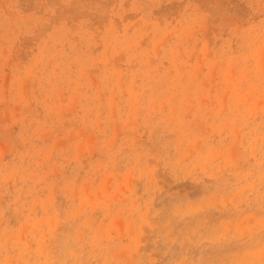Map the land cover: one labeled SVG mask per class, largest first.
<instances>
[{
  "label": "rangeland",
  "instance_id": "1",
  "mask_svg": "<svg viewBox=\"0 0 264 264\" xmlns=\"http://www.w3.org/2000/svg\"><path fill=\"white\" fill-rule=\"evenodd\" d=\"M0 264H264V0H0Z\"/></svg>",
  "mask_w": 264,
  "mask_h": 264
}]
</instances>
